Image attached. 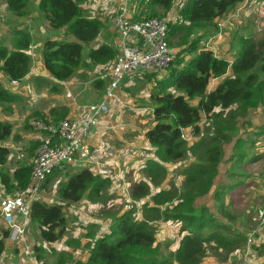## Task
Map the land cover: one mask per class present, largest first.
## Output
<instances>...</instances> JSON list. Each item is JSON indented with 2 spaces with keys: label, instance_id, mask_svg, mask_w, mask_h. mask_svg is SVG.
Wrapping results in <instances>:
<instances>
[{
  "label": "trees",
  "instance_id": "16d2710c",
  "mask_svg": "<svg viewBox=\"0 0 264 264\" xmlns=\"http://www.w3.org/2000/svg\"><path fill=\"white\" fill-rule=\"evenodd\" d=\"M30 1L34 0H5V7L17 16H24ZM35 1L36 11L50 31L60 30L63 35L72 37L71 40L46 37L40 41V64L54 82V89L56 84L68 80L83 67L108 68L116 57L117 48L110 42L89 46L104 31L105 25L98 16L85 14L82 6L86 0ZM243 1L182 0L174 14V21L166 24V42L172 58L165 66V75H157L159 78L155 76L165 67L159 72L142 73L154 77L152 90L148 93V98L153 102L149 109L152 124L142 133L153 157L143 167L144 173H163L162 163L190 157V162L180 170L181 188L178 194L172 186L168 190L159 189L151 196L154 204L171 203L169 210L162 214L178 224L179 239L174 249L167 257L156 255L152 250L155 237L146 226V220L133 218V213L128 210L115 218L116 222L109 233H100L92 241L86 259L88 264H199L206 255L219 256L245 247L248 234L240 232L238 228L230 229L214 218L208 207L197 203L201 198H206L210 188L216 184L222 161L221 143L227 140L229 129L241 124L249 117L247 114L250 111L264 103V38L240 37V47L230 60L215 55L209 47H198L197 39L187 41V36L194 29L208 27L214 19L225 15ZM172 2L138 0L132 20L164 17ZM31 42V35L18 29L12 41V50L0 45L1 77L17 82L25 78L30 70L31 58L26 50ZM184 52L192 53L184 58ZM212 79L219 80L209 88ZM103 80L106 86L107 82ZM4 84L12 87L7 81L0 80V104L17 99V95L6 89ZM54 110H49V115L54 118L57 115L62 118L65 114L64 110ZM261 128L264 132V124ZM11 129L9 123L0 121V142L11 135ZM191 136L196 139L186 145ZM239 143L242 144L241 139L236 138L230 148L233 151L239 149ZM8 152V147L0 145V168ZM244 156L241 152L231 153L230 159ZM31 157L30 162L20 163L10 173L0 169V194L19 193L25 188L34 160ZM262 158V155H248L244 165L254 164ZM234 184L219 186L212 192L217 202L213 206L215 211L231 220L229 203L224 202L223 194L226 192L224 188L233 190ZM102 185V178L89 167L80 166L58 185L57 192L62 201L75 203L85 194L96 196ZM146 194L145 181L134 182L130 186L131 198L138 199ZM29 225L43 242H56L65 233L61 206L39 199L32 201ZM7 237L8 229H0V254ZM252 249H264V240L261 238L258 247Z\"/></svg>",
  "mask_w": 264,
  "mask_h": 264
},
{
  "label": "rangeland",
  "instance_id": "374dc122",
  "mask_svg": "<svg viewBox=\"0 0 264 264\" xmlns=\"http://www.w3.org/2000/svg\"><path fill=\"white\" fill-rule=\"evenodd\" d=\"M122 1H118V3ZM125 1L128 3L127 7L130 8V11L131 8H137L138 0ZM181 1L173 0L164 19L169 17V22L174 21V14H176ZM35 2V0L28 2L26 14L17 16L6 9L5 0H0L1 46L12 50V41L16 30L27 31L24 23L29 19L36 21L33 22L34 26L31 28L33 29L31 34L32 45L26 52L31 58L30 70L37 74L20 80L15 90H9L7 85L4 84L6 89L17 95V99L10 103L0 104L3 114L10 115L14 125L15 123L19 125L13 127V135L6 138L2 143L8 147L9 152L4 165L0 169L7 173H10L20 163L30 162L31 156L34 159L36 145L46 141L44 138L47 134L35 130L30 125L32 120L46 119L44 115H40V109H45L44 112L50 117L47 107L51 105L52 101L56 102L58 106L54 108L56 112H63L67 107L73 105L79 107L94 103L99 99L105 87V81L102 78L107 70V68L103 69L105 66L83 67L68 80L56 84L54 86L56 89L52 87L54 82L50 80L44 71L40 72L42 68L36 56L39 50L35 44L37 42L40 44V41L48 37V34L39 31V27H42L43 24L40 22L42 18L36 11ZM99 3L101 2H97V0H86V3L82 6L85 14L90 16H94L96 12L103 14V11L93 9L94 6L99 7ZM111 34L109 31L101 33L106 40L111 38ZM247 36L254 39L264 38V0L243 1L225 15L214 19L208 27L194 29L187 36V41L197 39L198 47H209L215 55L230 60L240 47V37ZM56 37L72 39L68 34H64V36L57 34ZM90 45L93 46V41L89 43ZM191 53L184 52L183 57L187 58ZM166 69L165 67L155 76L165 75ZM99 70H102V72H99ZM39 72L41 74H38ZM95 80L100 82H95V84ZM124 82L125 80L119 85L116 99L110 101V108L100 116L97 123L104 114L109 115V113L114 112L110 116L115 126L114 134L127 135V138L132 140L131 146L125 148L126 158L113 160L98 175L103 179V185L96 196L85 194L75 203L62 201L57 192L58 185L74 171L71 166L64 171L55 172L49 176L47 181L42 183L38 199L47 204L55 203L61 206L65 219L64 235L56 242H43L35 235L29 225L25 232L26 238L24 237L20 244H12L8 239L4 240V250L0 254V264H88L86 259L92 241L100 233H109L116 222L115 218L128 210L133 213V218L146 220V226L151 229L155 237L152 250L156 255L167 257L174 249L179 239L178 224L162 214L163 211L169 210L171 203L154 204L151 201V196L159 189L168 190L172 186L176 188L177 195L181 188L180 170L190 162V157L187 156L175 162L162 163L163 173L153 172V176L144 173L143 167L146 165L147 160L153 157L151 147L144 141L142 133L145 128L152 124L151 114H147V112L150 111V106L153 104L148 98V93L152 90L154 77L141 73L132 78V85L128 83L127 86H124ZM129 100L131 105L136 106L138 104L139 107L143 108L140 114L137 113L139 115L137 118L133 119L134 113H129L133 112L131 106L125 103ZM190 103L193 104L194 101H190ZM43 105L45 107L40 108ZM263 107L264 103L250 111L247 114L249 117H246L241 124L229 129L227 140L221 143L223 146L222 161L219 165L220 174L216 177V184H213V187L210 188L208 196L201 198L197 203L208 207L209 212L211 211L215 216L214 218L224 222L230 229L235 230L238 228L240 232L246 233V235L251 231L254 232L249 241H246L243 249L223 253L219 256L206 255L199 264H264V249H252V247H258L261 238L264 240V226L257 229L255 219L256 208L264 203V132L261 128L264 124ZM63 117L65 118V114ZM59 118L61 119L60 115H57L54 120ZM236 138H240L242 144L239 143L241 144L239 149L233 151L230 146ZM195 139L193 136L189 137L186 145ZM134 140L137 142L134 143ZM248 141L249 144L247 145ZM236 152H241L245 156L230 159V154ZM250 154L262 155L263 158L254 164L244 165L248 155L253 156ZM142 180L147 184V194L138 199L131 198L130 186L132 183ZM236 181H239V183H236ZM230 183H235L233 185L234 189L224 188L226 192L223 194V198L225 203H229L232 220L218 215L215 207H213L217 202L212 197L215 188L225 187ZM19 193H1L0 197ZM5 228L6 226L0 219V229Z\"/></svg>",
  "mask_w": 264,
  "mask_h": 264
},
{
  "label": "built area",
  "instance_id": "2783aa9c",
  "mask_svg": "<svg viewBox=\"0 0 264 264\" xmlns=\"http://www.w3.org/2000/svg\"><path fill=\"white\" fill-rule=\"evenodd\" d=\"M127 5L125 0L118 3L109 20L116 33L118 48L116 57L102 77L107 84L100 99L79 106L73 119H36L30 122L35 130L46 133L50 138L36 147L25 188L17 195L0 197V219L8 229L7 239L12 244H20L26 238L30 204L38 199L45 179L54 171L86 165L80 158L85 153L86 141L100 116L107 112L109 102L116 99L121 82L130 75L159 72L171 61L166 42L169 17L132 20ZM0 80L7 81L10 86L18 85L17 81L1 76ZM255 219L256 228L261 229L264 226V203L256 208ZM253 232L248 234V241Z\"/></svg>",
  "mask_w": 264,
  "mask_h": 264
},
{
  "label": "crops",
  "instance_id": "0c3cea01",
  "mask_svg": "<svg viewBox=\"0 0 264 264\" xmlns=\"http://www.w3.org/2000/svg\"><path fill=\"white\" fill-rule=\"evenodd\" d=\"M118 1H121V0H101V1L97 0V2H101V3H99L100 6L99 7H96V6L93 7V9H98V10H101L104 12L103 14L96 12V14L94 16H98V19L102 23H104L105 27L103 30L105 32L109 31L112 33L111 38H109L108 40H106V38L102 37V35L100 34L96 38V40L93 41V45L101 43V42H110V43H113L115 45V48H118V46H117L118 44L116 42V33H115L114 29L111 27V25L109 24L110 23L109 20L111 19V17L116 12V7L118 5ZM129 4H130V2H129ZM128 11H129V15L131 16V18H133L134 14H135L134 8H131V11H130V9ZM33 22H36V21H31L29 19L24 23V26L27 27V32L30 35L33 33V29H31L34 26ZM40 22L43 24V26L39 27V31H41L42 33L47 32L48 37L57 38L56 37L57 34H59V35L62 34V32L60 30L50 31L46 27V25L44 24L43 20H40ZM62 39H64V38H62ZM67 40H70V39H67ZM31 45H32V42L30 44V47H31ZM35 45L38 46V48H39L38 42ZM36 56H37L38 60L40 61L39 53ZM43 71H44L43 69L40 70V72H43ZM40 72L38 74H41ZM36 74L37 73L31 72V70H29L28 74L25 76L24 79H27V77H30V76L36 75ZM135 76L136 75H130V76L126 77L124 79L125 80L124 86H127L128 83H129V85H132V78ZM218 80L219 79H212L210 81L209 88L212 87L216 83V81H218ZM16 86H12V87H8V88H9V90H11V89L15 90ZM36 93H39V92H36ZM100 97H99V99H100ZM125 103L129 104L131 106V110H133V112H129V113L130 114L134 113L133 119L137 118L139 116L137 113L140 114L141 109H143V108L139 107L138 104L136 106L131 105L130 100L127 102L125 101ZM194 103H195V101H194ZM110 106H111V102L109 103L108 108H110ZM43 107H45V106L43 105L40 108H43ZM57 107L58 106L56 105V102L52 101L51 105L47 107V110L48 109L49 110L54 109ZM77 109H78V107H74V105L67 107V109L64 110L65 111V118H69V119L75 118L76 114H77ZM40 110H41V111H39L41 113L40 115H44L46 117L47 121L53 120L51 115H49L51 117L50 118L44 112L45 109H40ZM146 110H148V109H146ZM2 111H3L2 108H0V121L7 122L11 125L12 129H11V135L10 136H12L13 135L12 134L13 133V127H17L19 125L17 123H15V125H14L13 121H11L10 115H5V114H3ZM113 113H109V115L104 114L105 116L103 115L101 117L99 122L93 128V132L91 133L90 137L86 141L84 155L82 157H80L81 160L83 161V163L86 164L85 166L89 167L91 169V171L97 175H100L106 169L105 167L108 164H110L111 162H113V160H115V159L121 160L122 158L125 159L126 158L125 148L130 147L132 144V140H129L127 138V135L119 136V134H117V133L114 134L115 131H113V130H115V126H114L113 120H111V118H110L111 114H113ZM147 114H149V111L147 112ZM131 126H134V125H131ZM144 130H146V128ZM49 138L50 137L48 135H46L44 140L48 141ZM5 140L1 141L0 145H3L2 143H4ZM136 142L137 141L134 140V143H136ZM71 168L73 170H76L78 168V166L73 165V166H71Z\"/></svg>",
  "mask_w": 264,
  "mask_h": 264
}]
</instances>
